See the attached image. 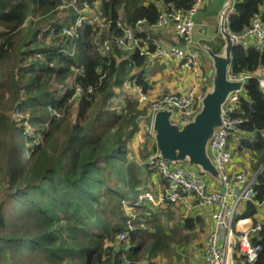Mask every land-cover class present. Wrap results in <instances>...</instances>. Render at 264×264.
I'll use <instances>...</instances> for the list:
<instances>
[{"label":"trees","instance_id":"16d2710c","mask_svg":"<svg viewBox=\"0 0 264 264\" xmlns=\"http://www.w3.org/2000/svg\"><path fill=\"white\" fill-rule=\"evenodd\" d=\"M233 2L231 34H242L254 18L264 23V0ZM70 3L74 6L62 9ZM161 5L164 11L171 7L188 10L192 0L141 4L130 0H0V67L15 54L20 56L19 74L8 76L16 87L15 112L20 116L12 118L0 111V264H123L126 247L116 252L115 246L126 230L131 264H143L145 258L155 259L166 251L168 239L154 219L156 232L151 234L143 216L130 229L129 218L120 212L123 201L144 204L137 202L140 189L147 185L143 173L148 170L129 157L128 145L147 109L134 98L114 101L121 98L124 85L135 79L146 92L149 88L142 72L146 58L116 45L122 35L118 23L138 34L137 22L155 25ZM86 7L100 13L109 29L100 32L86 24L77 29V38L63 37L62 28H72ZM61 11L69 17L61 19ZM30 15L47 23L32 28L19 41L17 35ZM45 28L49 30L39 41L38 34ZM146 33L138 34L139 38L145 40ZM104 40H111L106 54L96 46ZM222 46L220 35L210 45L215 54L221 53ZM231 69L235 75L264 71V49L235 46ZM78 89L82 94H77ZM74 104L76 122L70 124ZM234 116L243 119V133L252 134L254 141L241 138L238 150L247 148L256 154L255 173L264 167V96L256 80L245 86ZM27 126L34 135L27 134ZM63 132L65 137L60 139ZM152 153H157L156 145ZM255 190V200L263 204L264 173ZM125 206L143 215L148 212ZM257 213L255 204L248 203L245 215ZM112 214H116L114 219ZM186 224L192 226L190 221ZM254 242L262 247L255 264H264V222ZM235 259L238 264L242 261L238 254Z\"/></svg>","mask_w":264,"mask_h":264},{"label":"built area","instance_id":"2783aa9c","mask_svg":"<svg viewBox=\"0 0 264 264\" xmlns=\"http://www.w3.org/2000/svg\"><path fill=\"white\" fill-rule=\"evenodd\" d=\"M207 5V0H192V6L188 10H163L155 25L145 27V21H138L136 28L138 34L148 32L152 29L174 30L175 38L181 45L166 46L161 38L152 40L151 44H145L142 38L133 28L123 27L118 23L122 31L120 38L116 40V45L122 51L129 53H138L141 57H147L150 60H175L179 65V70L191 73L194 79L199 82L184 91L165 92L154 99H150L145 88L138 84L137 79L133 80V86L136 90V101L141 108H146L147 112L138 120H148L150 122L148 135L155 138L153 132V122L159 112H170V120L178 127L190 123L199 113L202 101L208 93L207 81L203 78L200 71L201 50L195 43L197 13ZM84 15L79 16L72 28L63 27L62 35L65 38H77V29L88 24L100 32H106L109 29L108 23L98 12H92L88 7ZM235 4L231 5L226 13V23L229 25V18L235 14ZM49 29H43L38 34V40L41 41L42 34ZM229 31V29H228ZM230 33V32H229ZM230 36L235 42V46H244L247 48L264 49V23L260 18H254L251 26L244 30L240 35ZM251 42V45L248 43ZM111 40L97 42L103 54H106ZM101 43V44H100ZM47 45H50L48 42ZM153 50L151 51V48ZM74 50V49H73ZM39 59L43 56L39 55ZM147 67V66H146ZM228 79L235 83H240L241 88L231 92L222 105L221 127H219L210 141L208 152L214 164V167L220 175L223 185L222 191L212 189L209 179L203 175H195L189 171L183 164H172L159 158L158 154H153L144 162H138L140 166H146L149 172H154L163 180L164 195H160L161 200L172 203L181 202L185 195H192L199 206L205 207L211 211L213 229L207 237L204 247L205 264H237L236 254L242 258L243 264H255L259 259L262 247L254 242L263 229V222H257L253 227L246 231L237 232L236 225L242 224L244 220H237V213L240 207L245 203H253L256 197L255 185L258 177L264 173V167H261L256 173L250 174L247 171H231L229 165L233 161L234 154L237 153L239 137L243 136L241 125L243 119L234 116L240 100L244 95L245 86L251 81L256 80L264 96V72L246 73L235 75L229 69ZM77 94H82L78 89ZM16 112V117L20 116ZM59 117L58 113H54ZM1 188V182H0ZM140 201L155 203L156 199L149 189L142 191ZM120 242H127V233L119 237ZM124 264H131L125 256ZM144 264H149L148 262Z\"/></svg>","mask_w":264,"mask_h":264},{"label":"crops","instance_id":"0c3cea01","mask_svg":"<svg viewBox=\"0 0 264 264\" xmlns=\"http://www.w3.org/2000/svg\"><path fill=\"white\" fill-rule=\"evenodd\" d=\"M211 1L212 0H207V5L197 13V15L195 17V22H196L197 26H196L195 35H194L196 46L201 50V58H202L201 61L202 62L200 63V71L203 75V78H205V80L208 83L207 89L209 91L212 90L213 78L215 75V69H214V62L208 56L205 48L211 49L210 45L217 41L216 39L220 35V32H219L220 12L229 0L224 2L225 4L222 5L220 10L216 9L214 6H210ZM213 2H214V0H213ZM232 4H233V0H230V7ZM228 9H227V11H228ZM161 10L162 11L164 10L162 5H161ZM177 10H181V9H177ZM228 29H229V27H228ZM142 38H144V37H142ZM156 38H161V40L165 43L166 46L176 45V44L181 45V42L177 38H175L174 30L172 28L161 29V30L160 29L149 30L146 33L145 40H143V39L142 40L145 44H151L152 45V40L156 39ZM251 42L252 41H250L248 43V45H251ZM240 46H242V45H240ZM245 48H247V47H245ZM124 52H126V51H124ZM231 71H232V69H231ZM142 72L145 76L146 84H148V86H149L147 93L150 95L149 96L150 99H154V98L158 97L160 94L165 93V92L184 91V90L190 88L191 86L197 84V81L194 79V76L191 73L189 74V73H186V72L179 70V65H178L177 61H175V60L158 61V60H150L149 59L148 66L147 67L144 66L142 68ZM159 76H161V82L163 83V85H161V92H159V90L157 92L153 91L154 94L152 97L151 92L155 88L152 85V82H153L154 78L159 77ZM123 88L126 89L125 90L126 94L129 97L136 99V90L133 86V81H131V83L127 82ZM149 126H150V122L146 119L138 122V127L144 128L147 136H148ZM139 128H137V130L133 134L132 139L135 138L137 136V134L140 132ZM251 135L252 134L249 135V134H246L244 132L243 136L239 137L238 148L241 145V141H242L241 138H244L246 140L249 139L251 142L254 141L253 138H251ZM262 137L264 138V131L262 133ZM154 145H155V142L153 144V147H154ZM153 147H152V150H153ZM238 151H240L241 154L240 155L234 154L233 161L229 165L230 170L231 171H241V170L244 171V170H246L250 174H253L252 171H253L254 162L256 160V154L247 148H244L243 150H238ZM247 153L252 157V162L243 161V157L246 156ZM235 162H242L241 164H243V166L241 164H235ZM234 164H235V166H234ZM183 165H184V167H186L189 171H191L195 175L199 174V175L206 176L209 179L211 187L213 190L222 191L224 189L223 185L221 183V180L217 181V180H214L213 177L208 175V174H206V175L202 174L201 170L198 167H191L187 163H184ZM147 176H148V178H147ZM146 180H147L146 181L147 184H150L149 191L154 195L156 202L155 203H147L145 201H140V196L143 193L141 191L137 204L140 202H144V204L143 205H133V206H138L142 209L146 208L148 210V212H146L142 218L143 223H146V224L149 223L147 228L151 234H154L156 232V227L154 225V222H157V227L162 228L163 234L168 239L167 242H169V244L166 247V251L164 253L159 254L157 256V258H155V259H151V260L148 259L146 261L144 260V263L151 262L149 264H153V263L158 264V261H159L158 259L161 257V255H166L168 253V250L170 249V246H172V244H174L172 242H178L179 245H181L182 243L187 242L188 238H190L189 234L200 230V231L204 232L205 239H204V244L201 247V250H200L198 256L200 257L201 264H205L203 251H204V247H205V244L207 241V237L213 229V221L211 219V211L205 207L197 205L196 199L192 195H185L181 202L172 203L170 201L161 200V203H160L159 196L164 195V189H165V187H163L164 182H163L162 178L159 177V179H158V177L155 175L149 176L147 174ZM253 204H255V206L258 209V213L254 217H250V216L245 215L248 203H245L240 207V209L237 213V220L238 221L244 220V222L242 224L236 225L235 228H236L237 232L246 231L247 229H250L251 227H253L255 225V223H257V222H264V203L258 204V202L255 200L253 202ZM147 214H148V216H147ZM142 215H143V213H142ZM176 216L182 218V221H180V225H178V226L173 225V220L175 219ZM139 218H141V217H139ZM138 219L132 220L129 218V220L127 222V228L132 229V227L134 226L133 225L134 222H136ZM153 219H154V222L152 223ZM186 221H190L192 226L188 227L186 224ZM166 226L171 227V230H167ZM143 228H146V227H143ZM126 231L121 233L120 236L122 234H125ZM176 234H179L178 238L174 237V235H176ZM185 238H186V240H185ZM118 240H119V238H118ZM119 243H125L126 244V245H124V247H126V249H125L126 253L122 256V261L124 264V257L125 256L130 260V257L128 255V250L130 247L128 245V242H120V240H119ZM120 248H121L120 244L117 245V243H116L115 251L118 252L120 250ZM187 254H189V253H187ZM187 254L185 253V256H188ZM237 264H238V262H237ZM240 264H243L242 261Z\"/></svg>","mask_w":264,"mask_h":264},{"label":"water","instance_id":"95a60500","mask_svg":"<svg viewBox=\"0 0 264 264\" xmlns=\"http://www.w3.org/2000/svg\"><path fill=\"white\" fill-rule=\"evenodd\" d=\"M228 8L230 0L220 12L219 32L223 40L221 53L215 54L212 49L205 48L214 62L215 75L212 90L205 95L199 113L193 121L180 128L171 122L170 112H159L152 127L160 159L172 164L187 163L191 167H198L202 174H208L217 181L220 175L209 156L208 147L216 130L221 127L223 103L231 92L241 88L240 83L228 79L232 50L235 47L226 23Z\"/></svg>","mask_w":264,"mask_h":264},{"label":"rangeland","instance_id":"374dc122","mask_svg":"<svg viewBox=\"0 0 264 264\" xmlns=\"http://www.w3.org/2000/svg\"><path fill=\"white\" fill-rule=\"evenodd\" d=\"M225 1H227V0H214V2L212 0L210 3V6H214L216 9L220 10L222 5L225 4L224 3ZM144 2H146V0H130V3L141 4ZM70 6H74L73 3H70L69 5H65L62 9L68 10V8ZM86 11H87V9L83 10V12H86ZM65 12L66 11L60 12V18L61 19H62V16H63V19H67L69 17L68 14H64ZM45 22H46V19H39V17H37V16L30 15L27 18L26 22L24 23L21 31L17 35V39L19 41H21L23 38L26 37V35L28 34V32L32 28H34L36 30L40 29L44 25ZM216 40L218 41V38ZM47 44H48V42H46V45ZM22 45H23V43L20 42L21 49H22ZM144 58H146V60H147V64L145 66H148V59H147V57H144ZM19 66H20V56H19V54H15L11 58H9L7 60V62H5L0 67V111L11 116L12 118H16L15 109L18 105V102H17V94L15 91L16 87L8 79V76L11 72H15V73L19 74V69H20ZM197 82H199V79L197 80ZM152 85L155 87L151 92L152 97H153V94H154L153 91L157 92L159 90V92H161V85H163V83L161 82V76L154 78ZM125 90L126 89H124V88L122 89L123 94L120 93L121 98L115 99L114 100L115 103L123 102V98H125V97L132 99L131 97H129L126 94ZM115 91L117 93L120 92L117 89H115ZM76 106H77V104H74V107H73L74 109L72 110V114L70 112V115H69V118L71 119L70 124H73L76 122ZM121 106L122 105L116 104L115 107L120 109ZM59 117H60V115H59ZM139 129H140V132L137 134V136L135 138L132 139V141L128 145V148L130 150L129 157L135 158V160H137L138 162H144L146 157H148L149 155L150 156L153 155L152 147H153L154 142H156V140H155V138H153L151 136L148 137L149 135L147 136L144 128H139ZM26 130H27V134L34 135V131L32 128L27 126ZM64 137H65V133L63 132L59 138L63 139ZM155 145H156V143H155ZM155 154H158V151ZM240 154H241V152L238 151V149H237V153L235 155H240ZM243 161L252 162V157L247 153V155L243 157ZM241 163L242 162H235V164H241ZM235 164H234V166H235ZM241 165L243 166V164H241ZM244 171H246V170H244ZM148 173H149V171H145L143 173V178H146V175ZM151 173L152 174L150 176L155 175L159 179V176L157 174H155L154 172H151ZM149 187H150V184L143 185V187L140 189V191L147 190V189H149ZM138 198H139V196H138ZM136 199H137V196H136ZM131 202H133V201H131ZM142 203H144V202H142ZM125 205H134V204L127 203L126 201H123L121 203V211L120 212L123 215L127 216L128 218L135 220V219H138L139 217L145 215V214L142 215L141 211L134 210L133 208L126 207ZM115 215L116 214H112L111 218L114 219ZM147 216H148V214H147ZM180 221H182V218L176 216L175 219L173 220V225L174 226L180 225ZM166 229L171 230V227L166 226ZM178 235L179 234H176V235H174V237L178 238L179 237ZM189 237L190 238H188L187 242L182 243L181 245H179L178 242H172L174 244L171 243L172 246H170V249L168 250V253L166 255H161V257L158 259L159 260L158 264H201L200 257L198 255H199V252L201 250V247L204 244L205 234L203 231L199 230V231H196L194 233L189 234ZM185 240H186V238H185ZM116 243H117V245L120 244V246L126 245L125 243H119V240H116ZM185 253L186 254L189 253V254H187L188 256H185ZM146 260H148V258H145V261ZM148 263H151V262H148Z\"/></svg>","mask_w":264,"mask_h":264}]
</instances>
